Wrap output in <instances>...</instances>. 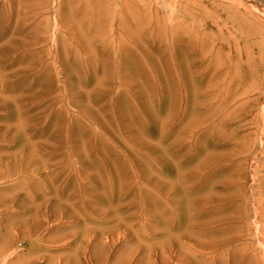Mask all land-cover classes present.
I'll return each instance as SVG.
<instances>
[{"label": "rangeland", "instance_id": "obj_1", "mask_svg": "<svg viewBox=\"0 0 264 264\" xmlns=\"http://www.w3.org/2000/svg\"><path fill=\"white\" fill-rule=\"evenodd\" d=\"M0 264H264V0H0Z\"/></svg>", "mask_w": 264, "mask_h": 264}, {"label": "bare ground", "instance_id": "obj_2", "mask_svg": "<svg viewBox=\"0 0 264 264\" xmlns=\"http://www.w3.org/2000/svg\"><path fill=\"white\" fill-rule=\"evenodd\" d=\"M22 74H24V73H21V75H22ZM24 83H25V82H24ZM24 83L21 84V85H24ZM19 85H20V84H19ZM23 87H24V86H23ZM21 88H22V87H20V89H19L20 92L23 91V90H21ZM22 89H23V88H22ZM16 92H17V91H16ZM16 92H15V94H16ZM24 92H25V90H24ZM24 92H22V93H24ZM22 93H21V94H22ZM17 94H18V92H17ZM17 94H16V96H21V95H17ZM17 99H18V98H17ZM23 104H24V103H23ZM30 105H31V104H30ZM20 106H21V105H20ZM27 106H28V105H27ZM27 106H26V107H27ZM17 108H19V106H17ZM15 109H16V108H15ZM19 109H21V108H19ZM25 109H26V108H25ZM25 109H23V110L26 111ZM23 110H22V111H23ZM16 111H17V110H16ZM18 111H19V110H18ZM30 111H31V110H30ZM30 111H28V112H30ZM17 114H18V112H17ZM30 114H31V113H30ZM16 119H18V118H16ZM19 120H20V118H19ZM19 120L17 121V124H18ZM21 120H22V119H21ZM25 121H26V120H24V122H25ZM20 122H21V121H20ZM29 122H30V121H29ZM32 122H33V121H31L30 124H31ZM27 123H28V122H27ZM20 124H21V123H19V125H20ZM23 124H24V123H23V120H22V127L24 126ZM25 124H26V122H25ZM30 124H27V127L30 128V126H32V125H30ZM28 125H29V126H28ZM16 126H18V125H16ZM27 127H26V128H27ZM18 128H21V125H20V127L18 126ZM24 128H25V127H23V130H26V128H25V129H24ZM27 129H28V128H27ZM30 129H31V128H30ZM51 129L53 130V128H51ZM28 130H29V129H28ZM31 131H32V130H31ZM25 132H27V131H24V135H27V136H28V134L31 135L30 133H25ZM56 135H57V134H56ZM37 136H38V135H37ZM40 137H41V135H40ZM27 138H28V137H27ZM28 139H29V138H28ZM40 139H41V138H40ZM28 141H29V140H28ZM32 141H33V140H32ZM32 141H31V142H32ZM54 142H55V141H54ZM58 142H59V141H58ZM32 143H33V142H32ZM32 143H31V144H32Z\"/></svg>", "mask_w": 264, "mask_h": 264}]
</instances>
